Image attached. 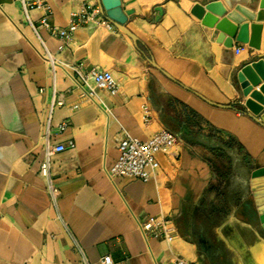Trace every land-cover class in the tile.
<instances>
[{"label": "crops", "instance_id": "crops-1", "mask_svg": "<svg viewBox=\"0 0 264 264\" xmlns=\"http://www.w3.org/2000/svg\"><path fill=\"white\" fill-rule=\"evenodd\" d=\"M43 4L51 10L48 21L65 27L92 1ZM235 4L255 15L242 21L249 32L251 23L262 25L259 49L235 39L225 47L215 40V29L202 23L206 12L219 16L221 7ZM120 5L132 10L125 26L137 44L115 27L80 26L57 50L59 42L39 24L44 7L29 11L59 61L97 64L113 73L117 91L96 88L90 97L61 71L49 72L19 4L0 0V264H82L73 238L92 263L109 255L112 264H171L179 255L195 264H264V231L247 183L251 169L264 166V127L239 106L206 103L148 61L210 101L244 102L249 96L240 98L236 73L264 53V8L259 0ZM263 85L259 76L252 90ZM46 128L49 143L73 147L46 156ZM160 129L178 137L180 154L176 160L158 155V177H106L101 163L108 167L117 159L121 137L144 140ZM44 160L59 187L55 204L38 174ZM154 216L172 223L170 240L145 241L138 222Z\"/></svg>", "mask_w": 264, "mask_h": 264}, {"label": "built area", "instance_id": "built-area-1", "mask_svg": "<svg viewBox=\"0 0 264 264\" xmlns=\"http://www.w3.org/2000/svg\"><path fill=\"white\" fill-rule=\"evenodd\" d=\"M19 4L25 19L31 26L35 36L38 39L40 48L34 46L38 56L47 65L49 72L54 75L56 71H61L71 83L83 94L92 97L96 88L106 89L111 93L117 91L116 79L110 70L102 68L100 65L94 64L89 67L82 63H63L59 61L53 53L46 47L44 41L39 36L36 26L30 19L29 11L33 8L43 6L45 13L40 17L39 24L49 31L59 42L57 50H62L68 46V42L74 31L80 27H91L96 29L109 30L113 28V24L105 18L99 11L95 0H91L92 4L82 10L79 14L73 16L72 21L65 27H55L48 21L51 10L47 4H43V0H12ZM240 47H235L234 52L239 53ZM55 90L52 92L51 106L54 105ZM58 103V101H56ZM66 126L63 122L58 126V130L62 131ZM49 130L46 128L44 137V151L46 156L53 152L63 151L66 148H72L73 144L63 143L51 144L47 137ZM118 157L110 165L106 166L104 160L101 163V170L106 177L113 182L117 176H128L139 178L142 181L154 179L158 177L161 170V162L158 158L159 154L164 155L167 159L176 160L180 154L179 139L172 132L166 129L155 131L148 138L142 140L137 137L123 136L117 142ZM38 174L44 178L45 190L49 195L52 204H55L59 195V187L52 181L48 172V161L44 160L38 170ZM138 229L143 238L147 241L148 236L168 241L172 238L174 228L172 223L165 217L154 216L149 217L143 222H138ZM75 247L80 254L82 264H112V258L104 255L96 263L87 260L82 247L73 238ZM171 264H195L194 260L186 259L176 255L171 259Z\"/></svg>", "mask_w": 264, "mask_h": 264}, {"label": "water", "instance_id": "water-1", "mask_svg": "<svg viewBox=\"0 0 264 264\" xmlns=\"http://www.w3.org/2000/svg\"><path fill=\"white\" fill-rule=\"evenodd\" d=\"M95 2L100 13L109 19L115 28L126 34L134 44H137L139 41L138 37L125 26L132 10H123L120 0H95ZM259 7L264 8V0H259ZM157 10L161 12V10ZM254 17L255 15L248 8L235 4L230 10H225L221 7L219 16L206 12L202 23L215 29V40L223 43L225 47H231L232 41L235 39L237 42L247 44L250 48L259 49L262 25L260 23H251L249 32L248 23H242L244 18L254 19ZM148 61L152 67L159 70L168 79L191 91L206 103L220 108L239 106V111L245 113L256 123L264 127V110L262 109L264 99L261 95V93L264 94V85L260 87V92L252 90V87L258 84L259 76L264 78V53L260 54L257 60L244 64L236 73L240 98L249 96V99H246L244 102L237 99L229 104L210 101L203 95L188 89L175 80L166 71L161 69L152 58L149 57ZM247 183L253 198L259 225L264 231V166L251 169Z\"/></svg>", "mask_w": 264, "mask_h": 264}, {"label": "bare ground", "instance_id": "bare-ground-1", "mask_svg": "<svg viewBox=\"0 0 264 264\" xmlns=\"http://www.w3.org/2000/svg\"><path fill=\"white\" fill-rule=\"evenodd\" d=\"M47 64H49V61H47Z\"/></svg>", "mask_w": 264, "mask_h": 264}]
</instances>
